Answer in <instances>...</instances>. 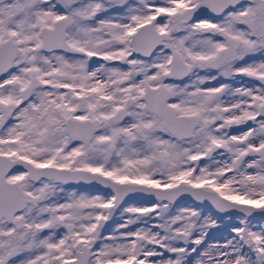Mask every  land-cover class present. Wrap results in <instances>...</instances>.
<instances>
[{
    "label": "snow or ice",
    "instance_id": "1",
    "mask_svg": "<svg viewBox=\"0 0 264 264\" xmlns=\"http://www.w3.org/2000/svg\"><path fill=\"white\" fill-rule=\"evenodd\" d=\"M0 264H264V0H0Z\"/></svg>",
    "mask_w": 264,
    "mask_h": 264
}]
</instances>
